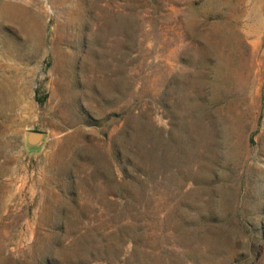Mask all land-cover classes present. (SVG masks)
Listing matches in <instances>:
<instances>
[{
  "label": "rangeland",
  "instance_id": "rangeland-1",
  "mask_svg": "<svg viewBox=\"0 0 264 264\" xmlns=\"http://www.w3.org/2000/svg\"><path fill=\"white\" fill-rule=\"evenodd\" d=\"M0 264H264V0H0Z\"/></svg>",
  "mask_w": 264,
  "mask_h": 264
},
{
  "label": "water",
  "instance_id": "water-1",
  "mask_svg": "<svg viewBox=\"0 0 264 264\" xmlns=\"http://www.w3.org/2000/svg\"><path fill=\"white\" fill-rule=\"evenodd\" d=\"M33 136L38 137V136H40V134L39 133H33Z\"/></svg>",
  "mask_w": 264,
  "mask_h": 264
}]
</instances>
